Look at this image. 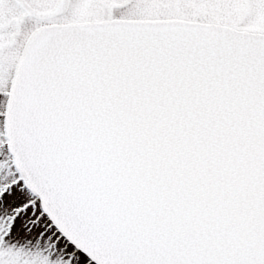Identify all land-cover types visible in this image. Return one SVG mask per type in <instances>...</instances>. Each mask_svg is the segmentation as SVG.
Returning <instances> with one entry per match:
<instances>
[{
	"label": "snow or ice",
	"instance_id": "snow-or-ice-1",
	"mask_svg": "<svg viewBox=\"0 0 264 264\" xmlns=\"http://www.w3.org/2000/svg\"><path fill=\"white\" fill-rule=\"evenodd\" d=\"M0 264H264V0H0Z\"/></svg>",
	"mask_w": 264,
	"mask_h": 264
}]
</instances>
